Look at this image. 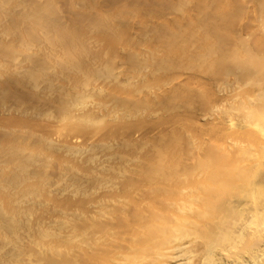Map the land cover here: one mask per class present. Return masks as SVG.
I'll list each match as a JSON object with an SVG mask.
<instances>
[{"label": "bare ground", "instance_id": "6f19581e", "mask_svg": "<svg viewBox=\"0 0 264 264\" xmlns=\"http://www.w3.org/2000/svg\"><path fill=\"white\" fill-rule=\"evenodd\" d=\"M262 22L264 0H0V264H101L133 223L151 239L178 173L214 152L186 123L264 66L245 55ZM172 244L156 264L189 253Z\"/></svg>", "mask_w": 264, "mask_h": 264}, {"label": "rangeland", "instance_id": "374dc122", "mask_svg": "<svg viewBox=\"0 0 264 264\" xmlns=\"http://www.w3.org/2000/svg\"><path fill=\"white\" fill-rule=\"evenodd\" d=\"M261 27L264 26L261 25ZM259 31L260 33H256H259L258 38L261 39L262 46L256 40L257 37H255L256 48L253 46V39L251 41L250 38H246L251 49L250 52L244 50L245 55L250 54L253 57L261 52L264 56V28ZM242 57L247 59L244 55ZM253 66H250L251 71ZM251 73L249 77L241 78L238 82L236 81L239 73H235L236 77H232L233 74L232 79L227 78L230 89L226 90L227 95H224L228 101L226 105L222 104L225 106L211 111L205 119L197 120L191 117L186 123L188 134L194 138V141L196 138L195 142L202 145L204 142L200 141L201 139L211 140L208 144L211 150L214 149L215 154H206L199 159V162H195L199 158L197 154L194 165L191 161L188 162L187 166H190L188 170L193 169L194 173L196 171L198 178L194 173L191 175L190 170L185 175L178 173V194L172 197L178 201L177 210L165 209L157 212L158 208H156L152 212L154 215L158 213L160 215L152 221L157 230L152 234L151 239L148 238L151 229L148 224V232H145V225L131 224L125 230L137 233L138 242H131L132 250L128 251L126 250L127 242L116 239L118 244L116 240L110 243L111 246L100 255L101 264H156L155 259L160 254L158 250L165 249L169 243L176 245L178 241L177 245L182 243L184 244L182 247L187 246L190 254H184L187 252L184 247L185 251H180L183 248L180 249L179 255L177 254L179 252L172 251V253L176 252L179 258H182V254L185 258L168 260L174 256L173 253L164 259L169 261L168 264H178V262L183 264H210V262L211 264H264V256H258L256 253L259 250L258 247L261 246L260 249H264V226H259L264 221L262 218L264 216H261L264 213L259 212L261 215L258 213L259 210H264V109H258L264 108L262 105L264 104V66L259 69L255 67ZM233 78L236 80L234 81ZM213 86L218 85L216 83ZM220 92L221 90H213L212 96ZM257 123L258 125H255ZM183 131L186 130L182 129ZM221 154H225V157L220 156ZM219 165L222 167L220 168ZM203 178H207L206 183ZM254 211H257L261 217L254 214ZM250 214L257 217L250 219L248 235L237 238L235 231L250 218ZM257 218L258 226L253 223ZM160 223L166 225L163 230L160 228ZM121 253L129 255V258L123 259Z\"/></svg>", "mask_w": 264, "mask_h": 264}]
</instances>
